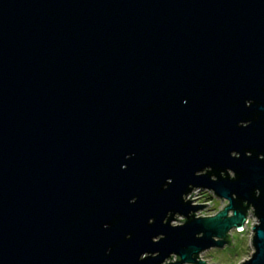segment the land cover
<instances>
[{
  "label": "water",
  "instance_id": "95a60500",
  "mask_svg": "<svg viewBox=\"0 0 264 264\" xmlns=\"http://www.w3.org/2000/svg\"><path fill=\"white\" fill-rule=\"evenodd\" d=\"M248 216L264 264V0H0V264H208Z\"/></svg>",
  "mask_w": 264,
  "mask_h": 264
},
{
  "label": "rangeland",
  "instance_id": "374dc122",
  "mask_svg": "<svg viewBox=\"0 0 264 264\" xmlns=\"http://www.w3.org/2000/svg\"><path fill=\"white\" fill-rule=\"evenodd\" d=\"M196 193L199 190L195 191ZM208 204V206L201 208L196 216H212L222 209L227 204L226 200H217L210 192L203 191L201 195L195 196L191 204ZM176 219H182L177 216ZM255 223L254 219L250 216L246 218V223L240 232L231 230L229 235L232 238L233 246H224L222 249H209L200 254V259L208 264H239L241 261L248 260L252 247L250 245L251 227ZM181 222L176 220L172 225H180ZM156 240V239H155ZM174 260V258H172ZM168 260H166V263Z\"/></svg>",
  "mask_w": 264,
  "mask_h": 264
},
{
  "label": "bare ground",
  "instance_id": "6f19581e",
  "mask_svg": "<svg viewBox=\"0 0 264 264\" xmlns=\"http://www.w3.org/2000/svg\"><path fill=\"white\" fill-rule=\"evenodd\" d=\"M195 191H196V189L193 190V191H191V192L194 193V194H192L191 196H190V194H189L187 198H189V196H190V199H193L192 201H194L195 196H196V195L198 196L199 194L201 195V193H202L203 191H205V190H199V192H197V193H196ZM215 198H216V197H215ZM216 199H217V198H216ZM217 200H219V199H217ZM199 210H200V209H199ZM199 210H198V211H199ZM198 211H197V212H198ZM197 212L195 213V215L197 214ZM179 217H181V216H179ZM181 218H182V217H181ZM174 221H176V220H173V221L171 222V224H173ZM239 232H240V231H239Z\"/></svg>",
  "mask_w": 264,
  "mask_h": 264
},
{
  "label": "trees",
  "instance_id": "16d2710c",
  "mask_svg": "<svg viewBox=\"0 0 264 264\" xmlns=\"http://www.w3.org/2000/svg\"><path fill=\"white\" fill-rule=\"evenodd\" d=\"M228 239H229V245H231L232 238L230 235H229Z\"/></svg>",
  "mask_w": 264,
  "mask_h": 264
}]
</instances>
